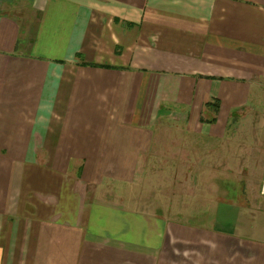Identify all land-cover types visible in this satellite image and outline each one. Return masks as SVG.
<instances>
[{
    "label": "crops",
    "instance_id": "0c3cea01",
    "mask_svg": "<svg viewBox=\"0 0 264 264\" xmlns=\"http://www.w3.org/2000/svg\"><path fill=\"white\" fill-rule=\"evenodd\" d=\"M261 107L264 0H0V264H264V199L180 222L106 191L162 121L219 141Z\"/></svg>",
    "mask_w": 264,
    "mask_h": 264
},
{
    "label": "rangeland",
    "instance_id": "374dc122",
    "mask_svg": "<svg viewBox=\"0 0 264 264\" xmlns=\"http://www.w3.org/2000/svg\"><path fill=\"white\" fill-rule=\"evenodd\" d=\"M258 109L237 114L219 141L186 131L178 120L162 121L135 180L106 191L129 209L180 222L210 220L222 204L245 211L264 199V108Z\"/></svg>",
    "mask_w": 264,
    "mask_h": 264
},
{
    "label": "trees",
    "instance_id": "16d2710c",
    "mask_svg": "<svg viewBox=\"0 0 264 264\" xmlns=\"http://www.w3.org/2000/svg\"><path fill=\"white\" fill-rule=\"evenodd\" d=\"M206 106L207 107H209V108H214V111H215V115H217L218 114V112H219V107H220V103H219V101L218 100H216L214 103H208V104H206ZM216 117V116H215ZM212 118L211 120H209V121H205V120H203V119H201V122H207V123H216V118Z\"/></svg>",
    "mask_w": 264,
    "mask_h": 264
}]
</instances>
